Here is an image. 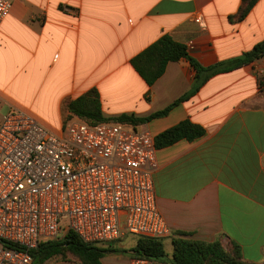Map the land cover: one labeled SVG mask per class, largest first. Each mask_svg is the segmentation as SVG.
Returning <instances> with one entry per match:
<instances>
[{"label":"crops","instance_id":"1","mask_svg":"<svg viewBox=\"0 0 264 264\" xmlns=\"http://www.w3.org/2000/svg\"><path fill=\"white\" fill-rule=\"evenodd\" d=\"M10 1L0 26V105L55 133L75 118L69 104L93 89L109 118H148L189 93L196 71L187 59L169 63L152 86L132 65L165 36L186 45L206 68L264 41V0L242 20L236 18L242 0ZM263 72L264 58L216 75L167 115L136 128L156 138L191 121L206 132L157 148L154 186L170 230L166 249L185 233L191 240H220L227 251L237 244L245 262L264 264ZM131 259L110 253L103 264Z\"/></svg>","mask_w":264,"mask_h":264},{"label":"built area","instance_id":"2","mask_svg":"<svg viewBox=\"0 0 264 264\" xmlns=\"http://www.w3.org/2000/svg\"><path fill=\"white\" fill-rule=\"evenodd\" d=\"M12 5L0 0V26ZM156 156L152 134L131 125L75 117L55 133L11 111L0 126V264H33L31 250L70 230L94 245L169 236L155 194Z\"/></svg>","mask_w":264,"mask_h":264},{"label":"trees","instance_id":"3","mask_svg":"<svg viewBox=\"0 0 264 264\" xmlns=\"http://www.w3.org/2000/svg\"><path fill=\"white\" fill-rule=\"evenodd\" d=\"M258 0H242L237 19H244ZM264 58V41L258 43L252 51L230 62L203 67L190 57L188 47L178 43L169 36L161 38L143 53L138 55L132 65L149 86L154 85L165 73L171 62L181 59L190 61L196 71L193 88L169 108L157 112L148 118H139L135 115L122 114L115 117L104 115L99 94L96 89L72 101L68 109L72 118H79L87 123H120L137 128L147 121L163 117L176 105L193 97L203 85L212 77L227 73L243 66H249ZM264 77V75H263ZM71 118V119H72ZM205 129L191 121H184L179 125L161 133L155 138L157 148L166 147L175 142L186 139L193 142L205 135ZM8 248L21 247L9 242H3ZM115 242L105 245H94L85 242L76 232L70 230L58 240L44 241L37 249L31 250L33 264H46L57 257L68 255L76 258L81 264H103V259L110 253L129 254L131 258H145L163 264H248L243 260L241 248L235 244L231 251H227L220 240L215 242H202L187 238L181 233L173 238V254L170 262H166L168 254L164 238L139 237L132 249L116 248Z\"/></svg>","mask_w":264,"mask_h":264},{"label":"rangeland","instance_id":"4","mask_svg":"<svg viewBox=\"0 0 264 264\" xmlns=\"http://www.w3.org/2000/svg\"><path fill=\"white\" fill-rule=\"evenodd\" d=\"M11 111V108L7 105H0V126L2 124V121L4 119L5 116H7ZM83 121V120H82ZM131 129V128H128ZM140 131V130H139ZM67 225V223H64L63 226L65 227ZM136 240L137 238L133 237V236H128L126 238H124L121 242H118L116 244H114V246L116 248H122L121 247V243H123L125 245V247L129 248V247H134L136 244ZM167 258L165 259L166 262H170V259L172 258V250L173 247L171 244H167ZM46 264H81L76 258H74L71 255H68L66 257H57L52 259L51 261L47 262Z\"/></svg>","mask_w":264,"mask_h":264}]
</instances>
